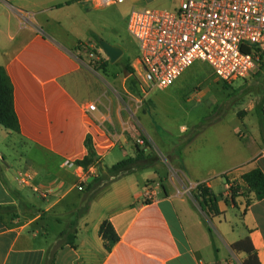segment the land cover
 Here are the masks:
<instances>
[{
    "label": "crops",
    "instance_id": "crops-1",
    "mask_svg": "<svg viewBox=\"0 0 264 264\" xmlns=\"http://www.w3.org/2000/svg\"><path fill=\"white\" fill-rule=\"evenodd\" d=\"M92 7L97 8L91 0H0V65L11 78L20 122V132L0 124V205L10 208L0 219V264H215L216 257L204 259L185 224L201 207L190 200V209L187 199L178 200L169 191L162 183L160 161L151 169L116 179L102 176L96 164L87 168L75 164L87 155L89 136L99 164L110 167L135 154L138 137L152 145L161 129L141 105L133 107L126 94L118 99L106 71L96 69L108 84L86 69L77 47L91 34L81 38L65 24L69 19L74 24L76 10ZM17 37L20 41L9 50ZM187 73L173 86L182 85ZM93 103L96 109L89 110ZM241 123L244 130L238 125L233 133L251 135ZM255 133L252 144H244L245 151L241 140L234 138L220 168L205 171L200 158L184 153L192 142L175 157L177 177L171 182L183 188L203 183L218 198L219 214L206 215L223 241L224 252H217L219 264H244L247 249L233 245L247 239L245 245H251L264 264V198L257 199L246 186L242 188L247 192L236 196L227 190L216 193V179H210L227 173V189L233 180L242 183V175L256 167L264 172L261 128ZM109 137L119 139L124 158L115 157L116 145L98 147ZM19 139L31 152L24 169L17 166ZM176 146L170 150L177 151ZM20 172L30 176L29 184L19 181ZM82 182L84 189L79 190ZM49 188L52 191L43 195L41 191ZM104 221L119 235L111 250L99 232ZM74 224L76 240L70 244Z\"/></svg>",
    "mask_w": 264,
    "mask_h": 264
},
{
    "label": "rangeland",
    "instance_id": "rangeland-1",
    "mask_svg": "<svg viewBox=\"0 0 264 264\" xmlns=\"http://www.w3.org/2000/svg\"><path fill=\"white\" fill-rule=\"evenodd\" d=\"M176 5V0H127L123 3L92 7L87 12L80 9L75 11L74 24L70 23L69 19L65 24V29L78 33L81 38L91 34L89 41L78 45L79 53L85 60L86 69L107 83L96 70H101V66L104 65L116 89L113 90L118 99L122 101V97L127 98L128 96L133 107L136 104L141 105L143 110L146 113L149 112L159 124L161 129L153 137L154 143L150 146L160 157L162 183L172 194L178 196V200L187 199L186 202L190 209L191 204L200 209L199 202L192 193L194 188L190 186L183 188L177 182H171V179L177 177L174 169L175 160L177 161L176 154L181 155L187 145L192 142L193 145L184 150V153L200 158L206 167L205 171H208L209 167H222V162L225 160L223 157L225 158L228 145L233 144L234 138L236 142L241 140L243 151H245L244 144L246 146L252 144L255 132L261 128L257 108L260 103H264V70L257 73L258 69H256L247 77L228 83L220 80L208 64L198 62L187 69L189 73L182 85L175 84L165 89H153L144 84L138 70H134L133 67L136 64L139 48L136 39L128 31L130 13L133 9L142 8L174 9ZM72 28L75 30H71ZM92 30L109 43L121 46L124 50L123 55L114 63H104L108 57L92 36ZM19 41L20 37H17L13 43L8 45L9 50L14 48L11 45ZM127 68H133L134 71ZM127 76L129 77L126 79ZM126 87L129 94L126 92ZM245 116L247 118L243 119ZM197 121L199 123L193 126ZM240 121L246 123L252 132L251 135L246 134L244 137H239L233 133L238 125L244 130V125ZM189 137L192 139L186 144L185 139ZM224 142L227 144L226 148L221 147ZM175 144H177V151L172 152L170 148H173ZM28 149H30L29 145L19 139L17 166L21 165L23 169L26 157L28 159L31 154ZM33 150L37 152L36 149ZM21 153L24 157L20 156ZM114 154L120 159L125 157L119 144L116 145ZM226 174L215 175L210 179H216L215 186H213L216 193H224L227 190L232 196L233 189H226L224 186L228 178ZM238 185L244 186L237 180L232 181L236 194L247 192L246 189L237 187ZM200 210L198 213H193V221H185V224L190 229L191 236L193 235V240L197 243L204 259L215 260L216 257L215 264H219L217 252L218 250L224 252L223 241L214 222L207 217L206 212ZM192 222L196 225L193 226ZM209 230L212 231V241L209 238Z\"/></svg>",
    "mask_w": 264,
    "mask_h": 264
},
{
    "label": "built area",
    "instance_id": "built-area-1",
    "mask_svg": "<svg viewBox=\"0 0 264 264\" xmlns=\"http://www.w3.org/2000/svg\"><path fill=\"white\" fill-rule=\"evenodd\" d=\"M96 7L127 0H91ZM174 9H133L128 31L136 39L139 54L134 70L144 84L165 89L194 64L206 63L222 81L232 83L259 70L264 50V0H176ZM264 115V103L262 105ZM90 104L89 110H95ZM136 142L145 144L138 137ZM108 138L104 150L117 145ZM73 165V161L67 160ZM18 179L30 183L20 172ZM232 182L227 185L231 189ZM79 190L84 184H79ZM52 190H42L46 195ZM231 195V193H230Z\"/></svg>",
    "mask_w": 264,
    "mask_h": 264
},
{
    "label": "trees",
    "instance_id": "trees-1",
    "mask_svg": "<svg viewBox=\"0 0 264 264\" xmlns=\"http://www.w3.org/2000/svg\"><path fill=\"white\" fill-rule=\"evenodd\" d=\"M93 37L97 40L99 46L101 39L100 36L93 33ZM79 49V47H77ZM261 62L259 66V70L257 73H260L264 70V50H261L260 54ZM110 62L109 59L104 60V63ZM195 65V64H194ZM104 66V65H103ZM101 66V70L106 71V69ZM134 71L133 68H127ZM264 101V100H263ZM263 104H259L257 108L258 116L261 122V132L262 137L264 139V115H263ZM0 124L3 125L6 129L20 132V122L15 111L14 105V87L11 81L9 74L4 66L0 65ZM192 138H186L185 143L188 144ZM86 147L88 150L87 155L82 160H77L75 164L83 166L87 168L89 165L96 164L98 165V169L102 176H112L113 179H116L121 176L133 174L137 171L151 169L156 166L160 161L159 155L151 149L150 144L145 140L144 145H140L135 142V154L128 156L110 167H105L99 164V157L96 153L94 145L92 143L91 137H87L86 139ZM179 155V154H178ZM242 185L246 186V189L249 191L255 192V197L257 199L264 198V172L262 169L256 167L242 175ZM237 187H241L238 185ZM233 194L232 196H236V188L232 187ZM193 195L199 202V205L203 211L210 214H219L218 206H217V196L213 193V191L201 183L198 184L194 190ZM9 212L10 208L6 206L0 205V219L3 218L4 212ZM100 235L105 240V246L107 250H111L113 245L119 240V235L115 231L113 225L109 221H104L100 226ZM69 243L73 244L76 240V228L75 224L73 225V230L70 232ZM249 241L242 240L236 242L233 247L235 249H247L248 256L244 261V264H260L258 262L255 251L251 245L246 246L245 242Z\"/></svg>",
    "mask_w": 264,
    "mask_h": 264
},
{
    "label": "water",
    "instance_id": "water-1",
    "mask_svg": "<svg viewBox=\"0 0 264 264\" xmlns=\"http://www.w3.org/2000/svg\"><path fill=\"white\" fill-rule=\"evenodd\" d=\"M99 42H100L101 48L106 53L110 63H114L124 53L123 48L121 46H119V45H115V44L109 43L108 41H106V40H104L102 38L99 40Z\"/></svg>",
    "mask_w": 264,
    "mask_h": 264
}]
</instances>
